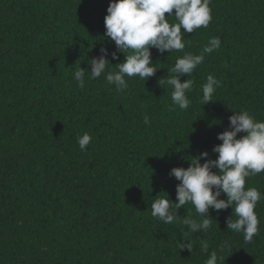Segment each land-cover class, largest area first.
<instances>
[{
    "label": "trees",
    "instance_id": "obj_1",
    "mask_svg": "<svg viewBox=\"0 0 264 264\" xmlns=\"http://www.w3.org/2000/svg\"><path fill=\"white\" fill-rule=\"evenodd\" d=\"M108 4L0 0V264H204L212 251L219 264H264V200L251 242L226 228L231 209L210 210L211 227L190 233L179 222L158 221L150 207L163 193L176 202L172 168L186 169L200 153L216 159V137L234 111L264 121V0H211L209 26L186 33L184 50L150 49L156 74L126 78L124 92L103 74H86L83 88L73 75L79 67L90 71L102 47L117 51L104 35ZM215 36L221 47L179 77L194 80L191 104L181 110L162 81L178 57L199 54ZM107 59L114 67L124 56ZM210 74L220 87L202 105ZM85 132L92 140L81 150L77 138ZM248 187L264 193V172L246 178ZM177 215L200 219L191 204ZM183 240L191 252L180 249ZM224 241L231 250L220 252Z\"/></svg>",
    "mask_w": 264,
    "mask_h": 264
},
{
    "label": "clouds",
    "instance_id": "obj_2",
    "mask_svg": "<svg viewBox=\"0 0 264 264\" xmlns=\"http://www.w3.org/2000/svg\"><path fill=\"white\" fill-rule=\"evenodd\" d=\"M210 3L211 0H109L104 17V35L114 42L117 51L109 53L102 47L100 55L89 60L90 71L79 67L73 74L78 87H84L86 74L92 80L103 74L117 92H124L128 88L126 78L138 76L146 81L153 77L157 64L151 59L150 49H156L161 54L184 50L189 40L184 38L186 33L209 26L212 20ZM165 14H168L167 18ZM171 17L176 22L170 23ZM220 47V37H211L199 54L185 52L176 59L169 70L172 75L162 81L172 88L174 106L186 110L191 104L187 93L192 90L194 80L188 78L181 83L179 77L191 76L204 62L205 55ZM118 53L123 54L124 60L113 67L107 57L111 55L112 60H117ZM219 87L220 81L208 75L201 89L202 105L212 102ZM228 122V129L216 137L222 143L212 149L217 154L216 159H209L206 152L200 153L188 160L186 169L172 168L169 175L179 182L175 189L176 202L173 203L163 193L160 198L153 199L151 215L165 224L179 222L190 233H199L206 232L214 222L208 216L210 210L219 214L221 210L231 209L226 228L243 233L244 239L251 242L259 231L260 221L255 208L259 201L264 200V193L255 187L245 188V184L246 178L264 172V121L256 120L248 110L242 109L234 111L228 117ZM144 123H149L148 116L144 117ZM240 133L243 135L237 138ZM91 140L92 137L85 132L77 138L79 148L85 150ZM222 194L225 195L224 199H220ZM186 204L194 206L199 220L177 215V210ZM233 208L234 220L231 218ZM199 243L203 251L208 252L209 242L201 239ZM178 245L189 252L193 249L192 243L184 240ZM230 250L227 241L219 245L220 252ZM220 259L217 251H212L204 264H219Z\"/></svg>",
    "mask_w": 264,
    "mask_h": 264
}]
</instances>
